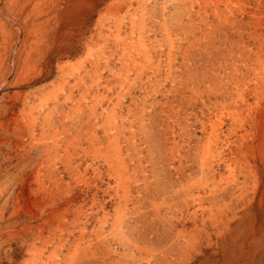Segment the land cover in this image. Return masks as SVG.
<instances>
[{
  "label": "rangeland",
  "instance_id": "rangeland-1",
  "mask_svg": "<svg viewBox=\"0 0 264 264\" xmlns=\"http://www.w3.org/2000/svg\"><path fill=\"white\" fill-rule=\"evenodd\" d=\"M205 1L0 0V264H187L213 232L217 194L264 193V51L234 45L222 21L241 28L242 0Z\"/></svg>",
  "mask_w": 264,
  "mask_h": 264
},
{
  "label": "bare ground",
  "instance_id": "bare-ground-1",
  "mask_svg": "<svg viewBox=\"0 0 264 264\" xmlns=\"http://www.w3.org/2000/svg\"><path fill=\"white\" fill-rule=\"evenodd\" d=\"M13 1V0H12ZM38 1V0H37ZM88 1V0H87ZM94 1V0H93ZM199 1V0H198ZM205 1V0H204ZM209 1V0H208ZM207 1V2H208ZM239 0H228V6L229 7H232L234 6V4H238ZM56 2V1H55ZM58 2V1H57ZM63 2V1H62ZM193 2V1H192ZM206 2V1H205ZM216 2V1H215ZM219 2V1H218ZM223 2V1H222ZM221 2V3H222ZM253 2V4L251 3ZM3 3V2H2ZM12 3V2H11ZM38 3V2H37ZM43 3V2H42ZM50 4V2H48ZM81 3V2H80ZM84 3V2H83ZM115 3V2H114ZM200 3V2H199ZM212 3V2H211ZM227 3V1H226ZM242 4H240V6L237 8V14L235 16V22L236 24L239 23L241 25L240 29H235L234 26V22L232 21H228L227 19H224L222 20L225 24L227 25H230L231 28L230 30L228 29L229 31V36H231L232 38V43L234 45H236L237 47L240 46H243L244 48L248 49V50H245V52L249 53L250 56H253V55H257V56H260L262 53L261 51L263 50L264 51V15L262 13H260L261 11L259 10L260 9V6L261 8H263L262 6L263 5H260V2L258 0H242L241 2ZM34 4V3H33ZM77 4V3H76ZM75 4V5H76ZM196 4V3H195ZM17 5V4H16ZM194 5V4H193ZM213 5V4H212ZM215 5V4H214ZM260 5V6H259ZM44 6V5H43ZM128 6V5H127ZM191 6V5H190ZM202 6V5H201ZM218 6V5H217ZM222 6V5H221ZM28 7V6H27ZM50 7V6H49ZM77 7V6H76ZM117 7V6H116ZM14 8V7H13ZM32 8V7H31ZM41 8V7H40ZM60 8V7H59ZM122 8V7H121ZM136 8V7H135ZM188 8V7H187ZM197 8V7H196ZM215 8V7H214ZM2 9V8H1ZM15 9V8H14ZM92 9V8H91ZM113 9V8H112ZM126 9V8H125ZM141 9V8H140ZM3 10V9H2ZM9 10H11L9 8ZM130 10V9H129ZM143 10V9H142ZM193 10V9H192ZM199 10V9H198ZM230 10V9H229ZM234 10V9H233ZM28 11V10H27ZM26 11V12H27ZM78 11V10H77ZM90 11V10H89ZM108 11V10H107ZM121 11V9H120ZM119 11V12H120ZM127 11V10H126ZM197 11V10H196ZM205 11V10H204ZM220 11V10H219ZM222 11V10H221ZM2 12V11H1ZM49 12V11H48ZM112 12V10H111ZM203 12V11H202ZM231 12V11H230ZM35 13V12H33ZM114 13V12H113ZM208 13V12H207ZM221 13V12H220ZM10 14V13H9ZM26 14V13H25ZM30 14V12H29ZM39 14V12H38ZM144 14V13H143ZM229 14V13H228ZM116 15V14H115ZM204 15V14H203ZM87 16V15H86ZM208 16V15H207ZM214 16V15H213ZM222 16V15H221ZM245 16L250 17L248 19L249 22L245 23L246 22V19ZM36 17V16H35ZM40 17V16H39ZM49 17V16H48ZM92 17V16H91ZM90 17V18H91ZM191 17V16H190ZM210 17V16H209ZM7 18V16H6ZM20 18V17H19ZM142 18V17H141ZM1 19V18H0ZM16 19V18H15ZM81 19V18H80ZM203 19V18H202ZM183 20V19H182ZM181 20V21H182ZM1 21V20H0ZM12 21V20H11ZM16 21V20H15ZM27 21V20H26ZM57 21V20H56ZM117 21V20H116ZM187 21V20H186ZM192 21V19H191ZM9 22V21H8ZM44 22V21H43ZM60 22V21H59ZM58 22V23H59ZM190 22V21H189ZM220 22V21H219ZM1 23V22H0ZM6 23V22H5ZM11 23V22H10ZM81 23V22H80ZM173 23V22H172ZM178 23V22H177ZM186 23V22H185ZM24 24V23H22ZM36 24V23H35ZM133 24V23H132ZM171 24V23H170ZM252 24V26H250ZM15 25V24H13ZM188 25V24H187ZM22 26V25H21ZM26 26V25H25ZM32 26V25H31ZM42 26V25H41ZM40 26V27H41ZM133 26V25H132ZM220 26V25H219ZM225 26V25H224ZM57 27V26H56ZM87 27V26H86ZM118 27V25H117ZM121 27V26H120ZM195 27V26H194ZM213 27V26H212ZM211 27V28H212ZM39 28V27H38ZM85 28V27H84ZM172 28V27H171ZM10 29V28H8ZM80 29V28H78ZM182 29H183V25H182ZM185 29V27H184ZM183 29V31H184ZM199 29V28H198ZM208 29V28H207ZM14 30V29H13ZM19 30V29H18ZM49 30V29H48ZM55 30V29H54ZM89 30V29H88ZM169 30V29H168ZM15 31V30H14ZM50 31V30H49ZM171 31V30H170ZM181 31V29H180ZM201 31V30H200ZM206 31V30H204ZM215 31V29H214ZM217 31V30H216ZM26 32V31H25ZM47 32V30L45 31ZM168 32V31H167ZM185 32H187L185 30ZM194 32V31H193ZM221 32V31H220ZM1 33V32H0ZM190 33V32H189ZM188 33V34H189ZM204 33V32H203ZM211 32H209L210 34ZM214 33V32H213ZM6 34V33H5ZM13 34V33H12ZM32 34V33H31ZM44 34V33H43ZM83 34V33H82ZM179 34V33H178ZM186 34V33H185ZM219 34V33H218ZM221 34V33H220ZM227 34V33H226ZM67 35V34H66ZM191 35V34H190ZM210 35H213V34H210ZM16 36V35H15ZM23 36V35H22ZM33 36V35H32ZM179 36V35H178ZM195 36V35H193ZM205 36V35H204ZM246 36L247 38L249 39L248 41L246 40ZM44 37V36H43ZM67 37V36H66ZM183 37V36H182ZM216 37V36H215ZM219 37V36H218ZM10 38V37H9ZM12 38V37H11ZM28 38V37H27ZM46 38H47V35H46ZM189 38V37H188ZM206 38V36H205ZM217 38V37H216ZM222 38V36H221ZM220 38V39H221ZM8 39V38H7ZM18 39V38H17ZM45 39V38H44ZM202 39V38H201ZM209 39V38H208ZM41 40V39H40ZM197 40V38H196ZM206 40V39H205ZM226 40V39H225ZM225 40H224V43H225ZM14 41V40H13ZM23 41V40H21ZM72 41V40H71ZM230 41V40H229ZM2 42V41H1ZM24 42V41H23ZM32 42V41H31ZM42 42V41H41ZM40 42V43H41ZM79 42V41H78ZM126 42V41H125ZM189 42V41H188ZM198 42V41H197ZM211 42V41H210ZM223 42V41H222ZM54 43V42H53ZM75 43V42H74ZM128 43V42H127ZM205 43V42H204ZM209 43V42H208ZM38 44V43H37ZM46 44V43H45ZM133 44V43H132ZM183 44V43H182ZM221 44V43H220ZM229 44V43H228ZM201 45V44H200ZM206 45V44H205ZM42 46V45H41ZM224 46V44H223ZM227 46V45H226ZM232 46V45H231ZM229 46V47H231ZM30 47V46H29ZM34 47V46H33ZM40 47V46H39ZM70 47V46H69ZM89 48V47H88ZM184 48V47H183ZM193 48V47H192ZM195 48V46H194ZM197 48V47H196ZM28 49V48H27ZM30 49V48H29ZM40 49V48H39ZM38 49V50H39ZM46 49V48H45ZM86 49V48H85ZM226 49V48H225ZM230 49V48H229ZM238 49V48H237ZM1 50V49H0ZM34 50V49H33ZM36 50V49H35ZM37 50V51H38ZM47 50V49H46ZM45 50V51H46ZM50 50V49H49ZM62 50V49H61ZM69 50V49H68ZM87 50V49H86ZM97 50V49H95ZM185 50V49H184ZM195 50V49H194ZM228 50V49H227ZM226 50V51H227ZM16 51V50H15ZM19 51V50H18ZM17 51V52H18ZM231 51V50H230ZM234 51V50H232ZM243 51V50H242ZM11 52V51H10ZM9 52V53H10ZM57 52V51H56ZM67 52V51H66ZM72 52V51H71ZM236 52V51H235ZM36 53V52H35ZM222 53V52H220ZM85 54V53H84ZM241 54V53H240ZM239 54V55H240ZM16 55V54H15ZM31 55V54H30ZM38 55V54H36ZM42 55V54H41ZM56 55V54H55ZM100 55V54H99ZM190 55V54H189ZM40 56V55H39ZM3 57V55H2ZM10 57V56H9ZM41 57V56H40ZM55 57V56H54ZM59 57V56H57ZM61 57V55H60ZM243 57V56H242ZM12 58V57H11ZM9 59V58H8ZM25 59V58H24ZM46 59V58H45ZM51 59V58H50ZM54 59V58H53ZM62 59V58H61ZM81 59V58H80ZM233 59V58H232ZM237 59V58H236ZM17 60V59H16ZM41 60V59H40ZM39 60V61H40ZM52 60V59H51ZM33 61V60H32ZM35 61V60H34ZM245 61V60H244ZM248 61V60H247ZM254 61V60H253ZM257 61V60H256ZM10 62V61H9ZM48 62V61H47ZM53 62H55L53 60ZM130 62V61H129ZM143 62V61H142ZM221 62V61H220ZM225 62V60H224ZM234 62V61H233ZM259 62L264 64L263 61H261L259 59ZM35 63V62H34ZM85 63V62H84ZM236 63V61H235ZM248 63V62H247ZM5 64V62H4ZM10 64V63H9ZM36 64V63H35ZM38 64V63H37ZM87 64V63H86ZM142 64V63H141ZM225 64V63H224ZM229 64V63H228ZM237 64V63H236ZM6 65V64H5ZM219 65V64H218ZM256 65V64H255ZM77 66V65H76ZM264 66V65H262ZM10 67V66H9ZM8 67V68H9ZM52 67V66H51ZM41 68V67H40ZM258 68V67H257ZM38 69V68H37ZM50 69V68H49ZM72 69V68H71ZM234 69V68H233ZM40 70V69H39ZM130 70V69H129ZM12 71V70H11ZM221 71V70H220ZM252 71V69H251ZM8 72V71H7ZM53 72V70H52ZM62 72V71H61ZM128 72V71H127ZM231 72V71H230ZM249 72V71H248ZM255 72V71H254ZM49 73V72H48ZM59 73V72H58ZM39 74V73H38ZM245 74V73H244ZM6 75V74H5ZM232 75V73H231ZM242 75V74H241ZM253 75V74H252ZM18 76V75H17ZM131 76V75H130ZM39 77V76H38ZM69 77V76H68ZM238 77V76H237ZM261 77V76H260ZM35 78V77H33ZM40 78V77H39ZM62 78V77H61ZM236 78V77H235ZM25 79V78H24ZM63 79V78H62ZM246 79V78H245ZM250 79V78H249ZM254 79V78H253ZM263 79V78H262ZM22 80V79H21ZM42 80V79H41ZM64 80V79H63ZM33 81V79H32ZM222 81V80H221ZM238 81V80H237ZM188 82V81H187ZM254 82V81H253ZM257 82V81H256ZM27 83V82H26ZM235 83H237L235 81ZM242 83V82H241ZM246 82H244L245 84ZM182 85V84H181ZM232 85V84H231ZM258 85V84H257ZM8 86V85H7ZM19 86V85H17ZM21 86V85H20ZM179 86V85H178ZM183 86V85H182ZM226 86V85H225ZM238 86V85H237ZM263 86V85H262ZM190 87V86H189ZM188 87V88H189ZM211 87V86H210ZM240 87V86H239ZM259 87V86H258ZM14 88V87H13ZM178 88V87H177ZM176 88V89H177ZM187 88V86H186ZM236 88V87H235ZM8 89V88H7ZM15 89V88H14ZM211 89V88H210ZM222 89V88H221ZM225 89V88H224ZM231 89V88H230ZM229 89V90H230ZM237 89V88H236ZM249 89V88H248ZM185 90V89H184ZM192 90V89H191ZM194 90V89H193ZM262 90L264 92V87H262ZM226 91V89H225ZM235 91V90H234ZM244 91V90H243ZM180 92V91H179ZM194 92V91H193ZM228 92V91H227ZM245 92V91H244ZM212 93V92H211ZM223 93V92H222ZM174 94V93H173ZM182 95V94H181ZM198 95V94H197ZM84 96V95H83ZM180 96V95H179ZM209 96V95H207ZM216 96V95H215ZM220 96V95H219ZM11 97V96H9ZM119 97V96H118ZM187 97V96H186ZM246 97V96H245ZM21 98V97H20ZM197 98V97H196ZM211 98V97H210ZM237 98V97H236ZM16 99V98H15ZM205 99V98H204ZM216 99V98H215ZM218 99V98H217ZM186 100V99H185ZM199 100V99H198ZM229 100V99H227ZM78 101V100H77ZM219 101V100H218ZM225 101V100H224ZM210 102V101H209ZM242 102V101H241ZM156 103V102H155ZM233 104V102H231ZM159 104V103H158ZM13 105V103H12ZM17 105V104H16ZM170 105H172L170 103ZM188 105V104H187ZM204 105V104H203ZM235 105V104H233ZM241 105V104H240ZM1 106V105H0ZM7 106V105H6ZM169 106V105H168ZM209 106V104H208ZM51 107V106H50ZM181 107V106H180ZM188 107V106H187ZM228 107V106H227ZM236 107V106H235ZM249 107V106H248ZM261 107V106H260ZM3 108V107H1ZM76 108V107H75ZM93 108V107H92ZM95 108V107H94ZM201 108V107H200ZM230 108V107H229ZM233 108V107H232ZM193 109V108H192ZM195 109V108H194ZM223 109V108H222ZM226 109V107H225ZM238 109V108H237ZM264 109V108H263ZM4 110V109H3ZM48 110V109H47ZM75 110V109H74ZM77 110V108H76ZM102 110V109H101ZM188 110V109H187ZM224 110V109H223ZM256 110V109H255ZM259 110V109H258ZM7 111V110H6ZM16 111V110H15ZM24 111V110H23ZM23 111L21 113V115H23ZM163 111V110H162ZM177 111V110H176ZM228 111V110H227ZM14 112V111H13ZM52 112V111H51ZM88 112V111H87ZM90 112V111H89ZM175 112V111H174ZM216 112V111H215ZM231 112V111H230ZM1 113V112H0ZM18 113V112H17ZM25 113V112H24ZM29 113V112H28ZM69 113V112H68ZM91 113V112H90ZM97 113V112H96ZM189 113V112H188ZM239 113V111H238ZM252 113V112H250ZM67 114V113H66ZM162 114V113H161ZM169 114V113H168ZM234 114V113H233ZM262 113H260L261 115ZM45 115V114H44ZM63 115V114H62ZM167 115V114H166ZM244 115V114H243ZM259 115V114H258ZM26 116V115H25ZM169 116V115H168ZM180 116V115H179ZM195 116V115H194ZM234 116V115H233ZM248 116V115H247ZM21 117V116H20ZM77 117V116H76ZM79 117V116H78ZM159 117V116H158ZM190 117V116H189ZM249 117V116H248ZM71 118V117H70ZM106 118V117H105ZM161 118V116L159 117V119ZM259 118V117H258ZM59 119V118H58ZM78 119V118H77ZM76 119V120H77ZM109 119V118H108ZM174 119V118H172ZM185 119V118H184ZM247 119V118H246ZM250 121L256 123L255 121V118H253V115L249 117ZM263 119V118H262ZM261 119V120H262ZM14 122H16L17 120H21V119H18V117H13L12 119ZM68 120V119H67ZM104 120V119H103ZM167 120V119H166ZM218 120V119H217ZM31 121V120H30ZM72 121V120H71ZM86 121V120H85ZM84 121V122H85ZM101 121V120H100ZM99 121V122H100ZM106 121V119H105ZM157 121V120H156ZM163 121V119H162ZM189 121V120H188ZM187 121V122H188ZM206 121V120H205ZM6 122V121H5ZM55 122V121H54ZM62 122V121H61ZM70 122V121H69ZM177 122V121H176ZM235 122V121H234ZM262 122V121H261ZM264 122V121H263ZM42 123V122H41ZM104 123V122H103ZM166 123V122H165ZM260 123V122H259ZM113 124V123H112ZM167 124V123H166ZM11 125V124H10ZM168 125V124H167ZM181 125V124H180ZM187 125V124H186ZM241 125V123H240ZM68 126V124H67ZM104 126V125H102ZM108 126V125H107ZM208 126V125H207ZM219 126V125H218ZM62 127V126H61ZM71 128V125L69 126ZM168 127V126H167ZM166 127V128H167ZM173 127V126H172ZM182 127V126H181ZM188 127V126H187ZM224 127V126H223ZM246 127V126H245ZM261 127V126H260ZM2 128V126H1ZM14 128V127H13ZM174 128V127H173ZM195 128V127H194ZM234 128V127H233ZM240 128V127H239ZM242 128V127H241ZM58 129V128H57ZM81 129V128H80ZM14 130V129H13ZM65 130V129H64ZM236 130V129H235ZM250 130V129H249ZM36 131V130H35ZM61 131V130H60ZM4 132V131H3ZM2 132V133H3ZM7 132V131H6ZM11 132V131H10ZM47 132V131H46ZM64 132H67V131H64ZM169 132V131H168ZM194 132V131H193ZM242 132V131H241ZM13 134V131L11 132ZM99 133V132H98ZM216 133V132H215ZM232 133V132H231ZM230 133V134H231ZM250 133V132H249ZM47 134V133H46ZM55 134V133H54ZM72 134V133H71ZM75 134V133H74ZM110 134V133H109ZM176 134V133H175ZM196 134V133H195ZM219 134V133H218ZM238 134V133H237ZM253 134V133H252ZM259 134V132H258ZM257 134V135H258ZM6 135V134H5ZM40 135V134H39ZM52 135V134H51ZM60 135V134H59ZM116 135V134H115ZM207 135V134H206ZM210 135V134H209ZM241 135V134H240ZM243 135V134H242ZM4 136V135H3ZM14 136V134H13ZM43 136V135H42ZM216 136V135H215ZM218 136V135H217ZM2 137V136H1ZM38 137V136H37ZM41 137V136H40ZM58 137V136H57ZM70 137V136H69ZM167 137V136H166ZM187 137V136H186ZM259 137V136H257ZM264 135L261 137L263 138ZM68 138V137H66ZM101 138V137H100ZM105 138V137H104ZM116 138V137H115ZM229 138V137H228ZM242 138V137H241ZM55 139V137H54ZM58 139V138H57ZM181 139V138H180ZM207 139V138H206ZM214 139V138H213ZM226 139V138H225ZM234 139V138H233ZM19 140V139H18ZM175 140V139H174ZM260 140V139H259ZM5 141V140H4ZM16 141V139H15ZM53 141V140H52ZM57 141V140H55ZM62 141V140H61ZM69 141V140H68ZM109 141V140H107ZM185 141V140H184ZM202 141V140H201ZM227 141V140H226ZM231 141V140H230ZM261 141V140H260ZM18 142V141H17ZM67 142V141H66ZM91 142V140H90ZM165 142V141H164ZM211 142V141H210ZM9 143V142H8ZM30 143V142H29ZM38 143V142H37ZM35 143V144H37ZM40 143V142H39ZM107 143V142H105ZM112 143V142H111ZM110 143V144H111ZM115 143L116 142H113L112 144L114 145V148L116 147L115 146ZM126 143V142H125ZM192 143V142H191ZM214 143V142H213ZM221 143V142H220ZM242 143V142H241ZM171 144V143H170ZM187 144V143H186ZM209 144V143H208ZM243 144V143H242ZM260 144V143H259ZM42 145V144H41ZM46 145V143H45ZM44 145V146H45ZM54 145V144H53ZM52 145V146H53ZM67 145V144H66ZM112 145V146H113ZM5 146V145H4ZM13 146V145H12ZM34 146V145H32ZM37 146V145H36ZM81 146V145H80ZM91 146V145H90ZM110 146V145H109ZM130 145H128L129 147ZM174 146V144H173ZM263 146V145H262ZM10 147V146H9ZM79 147V146H78ZM103 147V146H102ZM134 147V146H132ZM140 147V146H139ZM170 147V146H169ZM172 147V146H171ZM190 147V146H189ZM211 147V146H210ZM226 147V146H225ZM235 147V146H233ZM238 147V146H236ZM240 147V146H239ZM261 147V146H260ZM15 148V147H14ZM39 148V147H38ZM43 148V147H41ZM51 148V146H50ZM49 148V149H50ZM108 148V147H107ZM168 148V147H167ZM178 148V147H177ZM182 148V147H181ZM207 148V147H206ZM217 148V147H216ZM252 148V147H251ZM256 148V147H255ZM47 149V148H46ZM80 149V148H79ZM141 149V148H140ZM221 149V148H220ZM219 149V150H220ZM246 149V148H245ZM259 149V148H258ZM256 149V150H258ZM30 150V149H29ZM44 150V148H43ZM100 150V149H99ZM174 150V149H173ZM176 150V148H175ZM174 150V151H175ZM211 150V149H210ZM216 150V149H215ZM214 150V151H215ZM218 150V149H217ZM235 150V149H234ZM248 150V145H247V149ZM253 150V149H252ZM18 151V150H17ZM60 151V150H59ZM102 151V150H101ZM206 151V150H205ZM209 151V150H208ZM232 151V150H231ZM21 152V151H20ZM30 152V151H29ZM78 152V151H77ZM124 152V151H123ZM138 152V151H137ZM203 152V150H202ZM212 152V151H211ZM218 152V151H217ZM264 152V151H263ZM70 153V152H69ZM105 153V152H104ZM103 153V154H104ZM216 153V152H215ZM248 153V152H247ZM27 154V153H26ZM41 154V153H40ZM50 154V153H49ZM72 154V153H71ZM80 154V153H79ZM114 154V153H113ZM172 154V153H171ZM199 154V153H198ZM44 155V154H43ZM107 155V158L109 161H111V163L113 162L114 165L117 167L116 168V172L120 175L121 178H124L127 174V163L123 157V154L121 152L120 149H116V153L114 156H112L110 153L109 154H106ZM151 155V154H150ZM163 155V154H162ZM173 155V154H172ZM189 155V154H188ZM207 155V154H206ZM244 155V154H243ZM28 156V154H27ZM35 156V155H34ZM164 156V155H163ZM32 157V156H31ZM44 157V156H43ZM131 157V156H130ZM151 157V156H150ZM243 157V156H242ZM21 158V157H20ZM156 158V157H155ZM154 158V159H155ZM179 158V157H178ZM235 158V157H234ZM238 158V157H237ZM236 158V159H237ZM4 159V158H3ZM19 159V158H18ZM27 159V157L25 158ZM138 159V158H137ZM142 159V158H141ZM146 159V158H145ZM182 159V158H181ZM203 159V158H202ZM222 159V158H221ZM230 159V158H229ZM8 160V159H7ZM24 160V159H23ZM29 160V158H28ZM127 160V159H126ZM150 160V159H149ZM207 160V159H206ZM210 160V159H209ZM264 160V158H263ZM8 162V161H7ZM26 162V161H25ZM158 162V161H157ZM170 162V161H169ZM264 162V161H263ZM262 162V163H263ZM12 163V162H11ZM35 163V162H34ZM175 163V162H174ZM188 163V162H187ZM224 163V162H222ZM235 163V162H234ZM240 163V162H239ZM137 164V163H136ZM144 164V163H143ZM198 164V163H197ZM202 164V163H201ZM34 165V164H33ZM112 165V164H111ZM212 165V164H211ZM210 165V166H211ZM236 165V163H235ZM263 165V164H262ZM10 166V165H8ZM16 166V165H15ZM31 166V165H30ZM110 166V165H109ZM113 166V165H112ZM131 166V165H130ZM176 166V165H174ZM180 166V165H179ZM182 166V165H181ZM180 166V167H181ZM204 166V165H203ZM246 166V165H245ZM36 167V166H35ZM114 167V166H113ZM188 167V166H187ZM241 167V166H240ZM254 167V166H253ZM4 168V167H3ZM191 168V167H190ZM202 168V167H201ZM219 168V167H218ZM228 168V167H227ZM8 169V168H7ZM32 169V168H31ZM193 169V168H192ZM114 170V169H113ZM146 170V169H145ZM148 170V169H147ZM178 170V169H177ZM184 170V169H183ZM201 170V169H200ZM39 171V170H38ZM160 171V170H159ZM166 171V170H165ZM173 171V170H172ZM241 171V170H240ZM258 171V170H257ZM11 173V172H10ZM142 173V172H141ZM151 173V172H150ZM173 173V172H172ZM230 173V172H229ZM243 173V172H242ZM2 174V173H0ZM6 174V173H5ZM26 174V173H25ZM41 174V173H40ZM182 174V173H181ZM238 174V173H237ZM3 175V174H2ZM50 175V174H49ZM223 175V174H222ZM234 175V174H233ZM254 175V174H253ZM263 175V174H262ZM19 176V175H18ZM17 176V177H18ZM51 176V175H50ZM58 176V175H57ZM113 176V175H112ZM180 176V175H179ZM219 176V175H218ZM227 176V174H226ZM235 176V175H234ZM256 176V175H255ZM258 176V175H257ZM29 177V176H28ZM143 177V176H142ZM9 178V177H8ZM26 178V177H25ZM37 178H40L39 174H37L36 170H33V172L31 173V176H30V179L36 181L35 179ZM56 179V177H54ZM60 178V177H59ZM139 178V177H138ZM159 178V177H158ZM201 178V177H200ZM244 178V177H242ZM259 178V177H258ZM262 178V177H261ZM1 179V178H0ZM5 179V177H4ZM3 179V181H4ZM19 179V178H18ZM45 179V178H44ZM50 179V177H49ZM120 179V178H119ZM140 179V178H139ZM142 179V178H141ZM224 179V178H223ZM8 180V179H7ZM16 180V178H15ZM219 180V179H218ZM10 181H11V177H10ZM23 181V180H21ZM30 181V180H28ZM59 181V180H58ZM196 181V180H195ZM247 181V180H246ZM253 181V180H252ZM262 181V180H261ZM264 181V179H263ZM2 182V181H1ZM24 182V181H23ZM54 182V181H53ZM158 182V180H157ZM21 183V182H20ZM28 183V182H26ZM40 183V182H39ZM47 184V182H45ZM126 183V182H125ZM209 183V182H207ZM251 183V182H250ZM4 185V184H3ZM18 185V184H17ZM43 185V184H42ZM140 185V184H139ZM158 185V184H157ZM193 185V184H192ZM208 185V184H207ZM237 185V184H236ZM10 186V185H9ZM34 186V185H33ZM41 186V185H40ZM50 186V185H49ZM112 186V185H111ZM131 186V185H130ZM145 186V185H144ZM191 186V185H190ZM235 186V185H234ZM233 186V187H234ZM247 186V185H246ZM257 186V184H256ZM12 187V186H11ZM22 187V186H20ZM30 187V186H29ZM44 187V186H43ZM61 187V185H60ZM113 187V186H112ZM122 187H125L123 186L122 184ZM146 187V186H145ZM186 187V186H185ZM207 187V186H206ZM237 187V186H236ZM258 187V186H257ZM6 188V187H5ZM16 188V187H15ZM25 188V187H24ZM33 188V187H31ZM53 188V187H52ZM51 188V189H52ZM117 188V187H116ZM121 188V187H120ZM141 188V187H140ZM17 189V188H16ZM22 189V188H21ZM38 189V188H37ZM41 189V188H40ZM45 189V188H43ZM49 189V188H47ZM128 189V188H127ZM126 189V190H127ZM149 189V188H148ZM235 189V188H234ZM256 189V188H255ZM10 190V189H9ZM125 190V191H126ZM141 190V189H140ZM139 190V191H140ZM233 190V189H232ZM37 191V190H36ZM49 191V190H48ZM47 191V192H48ZM51 191V190H50ZM66 191V190H65ZM68 191V190H67ZM66 191V192H67ZM130 191V190H129ZM151 191V190H150ZM149 191V193H150ZM11 192V191H10ZM70 192V191H69ZM128 192V190H127ZM164 192V191H163ZM178 192V191H176ZM201 192V191H200ZM215 192V191H214ZM230 192H232L230 190ZM230 192H228V194H217V197H216V202H215V207L214 209H211V213L209 215V218L211 219L212 221V228H213V232L210 233L209 235V241L206 243L205 246H203V248L201 249V251H199L197 253V255L192 258L191 261H189L187 264H264V193L261 195V196H258L257 195H254L256 192H253V193H250V192H246L245 194L243 192H240L239 194H237V192H234L232 194H230ZM5 193V191H4ZM13 193V192H12ZM11 193V194H12ZM20 193V192H19ZM34 193V192H33ZM113 193V192H112ZM130 193V192H129ZM192 193V192H191ZM15 194V193H14ZM18 194V193H17ZM31 194V193H30ZM52 194V193H51ZM63 194V193H62ZM60 194V195H62ZM65 194V193H64ZM69 194V193H68ZM72 194V193H71ZM126 194V193H125ZM133 194V193H132ZM137 194V193H136ZM143 194V193H142ZM6 195V194H5ZM13 195V194H12ZM112 195V194H111ZM146 195V194H145ZM209 195V194H208ZM2 195H0L1 197ZM24 196V194L22 195ZM41 197V195H39ZM141 196V195H140ZM148 196V195H147ZM156 196V195H155ZM165 196V195H164ZM196 196V195H195ZM4 197V196H3ZM8 197V196H7ZM27 197V196H26ZM35 197V196H34ZM121 197V196H119ZM129 197V196H128ZM132 197V196H130ZM144 197V195H143ZM146 197V196H145ZM227 198L228 201L226 202L225 200V203L222 202V198ZM77 198V197H76ZM9 198H7L8 200ZM49 199V198H48ZM127 199V198H126ZM136 199V198H135ZM153 199V198H152ZM165 199V198H164ZM222 199V200H221ZM5 200V199H4ZM18 200V198H17ZM27 200V199H26ZM46 200V199H45ZM55 200V199H54ZM120 200V199H119ZM123 200V199H122ZM149 200V199H148ZM19 201V200H18ZM29 201V199L27 200ZM44 201V200H43ZM143 201V200H142ZM157 201V200H155ZM167 201V200H166ZM174 201V200H173ZM195 201V200H194ZM31 202V201H30ZM115 202V201H114ZM135 202V201H134ZM158 202V201H157ZM4 203V202H3ZM7 203V202H6ZM39 203V202H38ZM53 203V202H52ZM150 203V202H149ZM184 203V202H183ZM10 204V202H9ZM26 204V203H25ZM24 204V206H25ZM30 204V203H29ZM34 204V203H33ZM118 204V203H117ZM152 204V203H151ZM157 204V203H156ZM162 204V203H161ZM13 205V204H12ZM28 205V204H27ZM31 205V204H30ZM143 205H146V204H143ZM155 205V204H154ZM160 205V204H159ZM142 206V205H141ZM140 206V207H141ZM164 206V205H163ZM168 206V205H167ZM198 206V205H197ZM12 207V206H11ZM49 207V206H48ZM154 207V206H153ZM157 207V206H156ZM173 207V206H172ZM174 208V207H173ZM1 209V208H0ZM142 209V208H141ZM152 209V208H151ZM27 210H30V209H27ZM34 210V209H33ZM44 210V209H43ZM46 210V209H45ZM116 210V209H115ZM122 210V209H121ZM171 210V209H170ZM174 210V209H172ZM144 211V210H143ZM148 211V210H147ZM150 211V210H149ZM188 211V210H187ZM191 211V210H190ZM197 211V210H196ZM203 211V210H202ZM3 212V211H2ZM40 212V211H39ZM136 212V210H135ZM117 213V212H116ZM127 213V212H126ZM125 213V214H126ZM164 213V212H163ZM197 213V212H196ZM195 213V214H196ZM200 213V212H199ZM203 213V212H202ZM75 214V213H74ZM120 214V213H119ZM140 215V213H137ZM205 214V213H204ZM27 215V214H25ZM34 215V214H33ZM40 215V214H39ZM43 215V214H42ZM48 215V214H47ZM50 215V214H49ZM192 215V213H191ZM14 216V215H13ZM103 216V215H101ZM126 216V215H125ZM141 216V215H140ZM206 216V215H205ZM35 217V216H34ZM38 217V216H37ZM41 217V216H40ZM45 217V215H44ZM50 217V216H49ZM67 217V216H66ZM71 217V216H70ZM68 217V218H70ZM75 217V216H74ZM139 217V216H138ZM155 217V216H154ZM100 217H98L99 219ZM106 218V216H105ZM104 218V219H105ZM125 218V217H124ZM151 218V217H150ZM62 219V218H61ZM102 219V218H101ZM123 219V218H121ZM120 219V220H121ZM158 219V218H157ZM164 219V218H163ZM174 219V217H173ZM178 219V218H177ZM191 219V218H190ZM26 220V219H25ZM28 220V219H27ZM140 220V219H139ZM138 220V221H139ZM168 220V219H167ZM204 220V218H203ZM31 221V220H30ZM37 221V220H36ZM42 221V220H41ZM53 221V220H52ZM58 221V220H57ZM56 221V222H57ZM70 221V220H69ZM77 221V220H76ZM79 221V220H78ZM81 221V219H80ZM86 221V220H85ZM88 221V220H87ZM113 221V220H112ZM14 222V221H13ZM28 222V221H27ZM66 222V221H65ZM125 222V221H124ZM154 222V221H153ZM184 222V221H183ZM38 223V222H37ZM41 223V222H40ZM121 223V222H119ZM150 223V222H149ZM158 223H160L158 221ZM164 223V222H163ZM210 223V222H209ZM20 224V223H19ZM43 224V223H42ZM65 224V223H63ZM78 224V223H77ZM152 224V223H151ZM155 224V222H154ZM177 224V223H176ZM206 224V223H205ZM29 225V224H28ZM39 225V224H38ZM62 226V224H60ZM76 225V224H75ZM157 225V224H156ZM23 227V225H21ZM30 226V225H29ZM35 226V225H34ZM46 226V224H45ZM72 226V224H71ZM81 226V225H80ZM109 226V225H108ZM21 227V228H22ZM37 227V226H36ZM56 227V226H55ZM73 227V226H72ZM76 227V226H75ZM178 227V226H177ZM5 228V227H4ZM28 228V227H26ZM31 228V227H30ZM70 228V227H69ZM82 228V227H81ZM173 228V227H172ZM183 228V227H182ZM209 228V227H208ZM33 229V228H32ZM42 229V228H41ZM60 229V228H59ZM80 229V228H79ZM111 229V228H110ZM197 229V228H196ZM11 230V229H10ZM23 231L25 229H22ZM21 230V231H22ZM40 230V229H39ZM46 230V229H45ZM66 230V228H65ZM150 230V228H149ZM168 230V229H167ZM183 230V229H182ZM191 230V229H190ZM12 231V230H11ZM106 231H109V230H106ZM194 231V230H193ZM206 231V230H205ZM204 231V232H205ZM19 232V231H18ZM38 232V231H36ZM35 232V233H36ZM70 232V231H68ZM72 232V231H71ZM103 232V231H102ZM110 232V231H109ZM23 233V232H22ZM41 233V232H40ZM60 233V232H59ZM95 233V232H94ZM139 233V232H138ZM180 233V232H179ZM182 233V232H181ZM206 233V232H205ZM14 234V233H12ZM26 234V233H24ZM53 234V233H52ZM151 234V233H150ZM193 234V233H192ZM199 234V233H198ZM209 234V233H208ZM15 235V234H14ZM17 235H19L17 233ZM23 235V234H22ZM104 235V234H103ZM106 235V234H105ZM104 235V236H105ZM113 235V234H111ZM35 236V235H34ZM40 236V235H39ZM45 236V235H44ZM137 236V235H136ZM179 236V235H177ZM186 236V235H184ZM99 237V236H98ZM118 237V236H117ZM17 238V237H16ZM37 238V237H36ZM52 238V237H51ZM57 238V237H56ZM116 238V237H115ZM120 238V237H119ZM148 238V236H147ZM163 238V237H162ZM178 238V237H177ZM110 239V238H109ZM128 239V238H127ZM130 239V238H129ZM194 239V238H193ZM200 239V238H199ZM20 240V239H19ZM31 240V239H30ZM29 240V241H30ZM42 240V239H41ZM94 240V239H93ZM101 240V239H100ZM123 240V239H122ZM178 240V239H176ZM186 240V239H185ZM70 241V240H69ZM68 241V242H69ZM103 241V240H102ZM108 241V240H107ZM182 241V240H181ZM13 242V241H11ZM43 242V241H42ZM78 242V241H77ZM130 242V241H129ZM139 242V241H138ZM23 243V242H22ZM94 243V242H93ZM32 244V243H31ZM71 244V243H70ZM170 244V243H169ZM176 244V243H175ZM17 245V244H16ZM133 245V244H132ZM136 245V244H135ZM187 245V244H186ZM195 245V244H194ZM200 245V244H199ZM1 246V245H0ZM56 246V245H55ZM67 246V245H66ZM65 246V247H66ZM75 246V245H74ZM118 246V245H117ZM124 246V245H122ZM22 247V246H21ZM37 247V246H36ZM101 247V246H100ZM136 247V246H135ZM139 247V246H138ZM177 247V246H175ZM14 248V247H13ZM19 248V247H18ZM124 248V247H122ZM22 249V248H21ZM27 249V248H26ZM32 249V248H31ZM49 249V248H48ZM63 249V248H62ZM67 249V248H66ZM72 249V248H71ZM121 249V248H120ZM23 250V249H22ZM57 250V249H56ZM99 250V249H98ZM200 250V249H199ZM29 251V250H28ZM34 251V250H33ZM102 251V249H101ZM156 251V250H155ZM191 251V249H190ZM22 252V251H21ZM72 252V251H71ZM144 252V251H143ZM183 252V251H182ZM25 253V252H24ZM37 253V252H36ZM51 253V251H50ZM112 253V252H111ZM131 253V252H130ZM135 253V252H134ZM146 253V252H145ZM175 253V252H174ZM18 254V253H16ZM23 254V253H22ZM99 254H101L99 252ZM31 255V254H30ZM36 255V254H34ZM46 255V254H44ZM49 255V254H48ZM181 255V254H180ZM184 255V254H183ZM15 256V255H14ZM97 256V255H96ZM112 256V255H111ZM131 256V255H130ZM170 256V255H169ZM187 256V255H186ZM144 257V256H143ZM35 258V257H34ZM133 258V257H132ZM179 258V257H178ZM33 259V258H32ZM46 259V258H45ZM62 259V258H60ZM118 259V258H117ZM130 259V258H129ZM43 261V260H42ZM108 261V260H106ZM115 261V260H114ZM112 261V262H114ZM188 261V260H187ZM22 262V261H21ZM111 262V263H112ZM123 262V261H122ZM183 262V261H182ZM23 263V262H22ZM99 263V262H98ZM106 263V262H105ZM159 263V261H158ZM110 264V263H109ZM127 264V263H126ZM131 264V263H130ZM141 264V263H140ZM175 264V263H174Z\"/></svg>",
  "mask_w": 264,
  "mask_h": 264
}]
</instances>
